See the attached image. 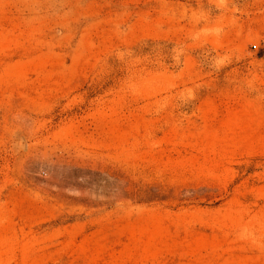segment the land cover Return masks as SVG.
I'll return each mask as SVG.
<instances>
[{
	"label": "rangeland",
	"instance_id": "1",
	"mask_svg": "<svg viewBox=\"0 0 264 264\" xmlns=\"http://www.w3.org/2000/svg\"><path fill=\"white\" fill-rule=\"evenodd\" d=\"M0 264H264V0H0Z\"/></svg>",
	"mask_w": 264,
	"mask_h": 264
}]
</instances>
